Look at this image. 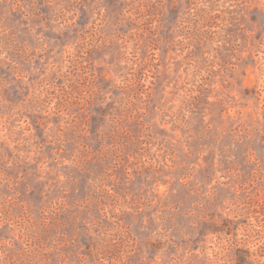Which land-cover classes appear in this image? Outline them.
I'll return each mask as SVG.
<instances>
[{
  "label": "rangeland",
  "instance_id": "1",
  "mask_svg": "<svg viewBox=\"0 0 264 264\" xmlns=\"http://www.w3.org/2000/svg\"><path fill=\"white\" fill-rule=\"evenodd\" d=\"M0 264H264V0H0Z\"/></svg>",
  "mask_w": 264,
  "mask_h": 264
}]
</instances>
